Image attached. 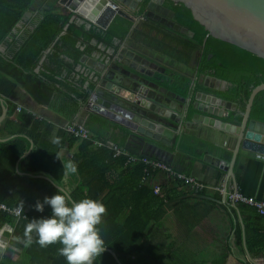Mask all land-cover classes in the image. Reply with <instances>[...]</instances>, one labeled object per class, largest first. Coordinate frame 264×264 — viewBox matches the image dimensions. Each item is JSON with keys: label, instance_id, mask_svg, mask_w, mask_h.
<instances>
[{"label": "trees", "instance_id": "16d2710c", "mask_svg": "<svg viewBox=\"0 0 264 264\" xmlns=\"http://www.w3.org/2000/svg\"><path fill=\"white\" fill-rule=\"evenodd\" d=\"M167 1L174 12V21L192 33L190 39L175 33L176 46L181 48L173 49L176 59L187 61L192 53L201 51L198 71L226 84L220 90L200 86L196 90L235 103L236 110L230 112L226 120L239 123L252 89L264 83V58L233 44L206 37V31L193 19L190 9L182 3ZM26 13L29 14L25 16ZM73 15L59 5L58 0H0V46L4 47V54L0 53V99L6 106L5 116L0 121V203L28 210L27 219L18 220L12 232V240L24 244L26 224L32 219L51 215L49 205L44 206L43 212H38L35 204L43 203L45 197L63 194L56 186L60 185L64 170L58 159V148L38 138L39 128L46 123L36 120L23 109L15 111L16 105L6 98L3 86L7 87L10 82L4 78L12 79L13 85L21 86L39 105L71 121L86 104L95 85L83 72H77V78L72 76L75 66L93 53H104L106 49L116 51L118 42L128 34L132 25L125 18L115 16L103 30L94 25L86 27L85 22L68 23ZM24 17L25 23L18 33H14ZM65 25L67 28L61 34ZM48 48L40 70L35 73L34 69ZM176 83L186 96L191 80L180 77ZM1 111L0 101V115ZM249 118L264 122V91L254 97ZM84 126L93 139L112 142L134 155L124 145L123 140L128 137L126 130L92 113H88ZM108 130L120 133L122 141L108 137ZM62 135L69 145L79 143L72 157L79 177L77 186L70 193L72 199H95L107 208V215L99 226L106 248L94 264H118L109 251L116 255L120 264H160L164 256L167 257L170 245L165 241L150 243L148 240L162 227L157 218L159 209L164 211L167 193L162 190L160 195L153 194L150 180H142V164L126 165L125 156L113 157L112 150L105 146L78 141L64 131ZM30 142L33 146L26 154ZM39 174L51 181L34 177ZM10 222L11 217L0 212V227ZM163 236L167 239L169 235ZM35 239L33 234V243L25 248L30 264H66L58 252L60 244L42 248ZM140 252L144 254L138 256ZM146 255L150 257L145 259Z\"/></svg>", "mask_w": 264, "mask_h": 264}, {"label": "crops", "instance_id": "0c3cea01", "mask_svg": "<svg viewBox=\"0 0 264 264\" xmlns=\"http://www.w3.org/2000/svg\"><path fill=\"white\" fill-rule=\"evenodd\" d=\"M125 10L128 9L125 8ZM129 13L132 14L130 11ZM138 16L139 13L134 14L135 21ZM25 19L26 17L18 23L14 33L20 31ZM131 24L128 34L118 42V49L123 44L145 45L149 54L155 59L154 63L158 70L162 69L155 72L160 86L182 97L184 95L176 83L179 82L180 77L193 82L194 93L202 92L196 90L198 86L212 90L224 88L226 83L220 80L210 81L207 73L198 71L200 50L192 53L187 61L178 60L177 56H172L173 49L176 48L175 33L177 32L148 20ZM180 35L190 39L186 35ZM49 50L50 48L43 52L34 69L35 73L40 70ZM0 51L4 54L3 46H0ZM113 55L114 49H106L104 53L101 51L93 53L88 58L84 57L75 66L71 75L77 78V72H83L91 78L93 68L100 62L110 60ZM4 79L10 82L7 87L3 86L7 93L6 98L14 105L20 106L26 113L32 114L36 120L46 123L38 130L39 140L58 148V156L62 165L63 162L72 161L79 143L69 145L60 129V126L69 122V119L39 105L21 86L13 85L12 79ZM209 85L213 87L209 88ZM194 93L190 97L191 101L194 100ZM199 101L201 102L199 110L192 111V114L214 118L232 125L240 124L241 121L236 123L226 120L233 110L225 106V101L214 102L215 104H208L209 100L204 99ZM1 102L5 106L3 100ZM84 105L75 114L73 120L80 118L79 115ZM218 111H222L221 116L214 114ZM87 118L88 114L85 117V123ZM118 127L128 132V137L123 140L124 145L134 155L163 160L175 170L194 177L206 186L222 188L226 193L239 192L264 201V160L256 158L251 151L247 150L234 155L235 136L233 134L205 126L197 121L194 129L183 127L172 138L171 144L165 145L121 126ZM106 134L117 141L123 139L118 132L108 130ZM57 139L59 142H55ZM32 146L33 143L30 142L26 154ZM206 154L224 162L223 168L205 161L203 156ZM34 177L50 180L43 174ZM78 182L77 172L68 175L64 173L60 185L56 187L58 189L61 187L65 192L71 193ZM178 183L159 173L150 179V184L160 185L161 189L167 193L168 199L165 201L164 211L159 209L160 214L157 218L162 227L157 229L154 237L148 240L150 243L165 241L170 245L166 253L167 257L164 256L160 264H264V217L257 215L250 207L227 202L224 194L219 192L206 191L195 194L189 187L181 182V184ZM15 224L16 222L11 219L10 224L0 227V264H30L27 251H25L26 244L12 240ZM165 234L169 235L167 239L163 236ZM143 254L144 252H140L137 255ZM158 254L163 253L158 252ZM159 255L156 258H159ZM144 257L148 259L150 256Z\"/></svg>", "mask_w": 264, "mask_h": 264}, {"label": "water", "instance_id": "95a60500", "mask_svg": "<svg viewBox=\"0 0 264 264\" xmlns=\"http://www.w3.org/2000/svg\"><path fill=\"white\" fill-rule=\"evenodd\" d=\"M169 1L173 4L182 3L190 9L193 19L206 31V37L233 44L264 58V0ZM58 3L74 14L68 23L85 22L86 27L94 25L104 30L115 16H121L134 23V14H138L143 8V14L149 22L161 24L174 32L192 37L187 28L174 21V12L167 0H58ZM110 4L116 5V9H112ZM66 28L67 25L61 34ZM147 51L145 45L123 44L114 51L110 60L100 62L93 68L91 79L95 85L80 112V118L76 120L78 124L85 125L86 115L92 113L135 134L170 145L172 138L183 127L194 129L199 121L205 126L233 134L234 155L247 150L254 156H264V122L249 118L254 97L264 91V83L252 89L239 125L199 116L192 114V111L199 110V100H209L208 104H213L221 102V99L207 92L194 93L193 82L188 94L183 97L160 86L155 72L162 69L158 70L155 59ZM215 80L219 79L210 77V81ZM212 87L213 85H209V88ZM193 93L194 100L191 101ZM225 102L227 108L236 110L235 104ZM5 113L6 107L2 105L0 121ZM214 114L221 116L222 111ZM203 159L219 168L224 166V162L210 155H204ZM59 189L63 190L61 187ZM109 252L120 264L116 255Z\"/></svg>", "mask_w": 264, "mask_h": 264}, {"label": "clouds", "instance_id": "9594fccd", "mask_svg": "<svg viewBox=\"0 0 264 264\" xmlns=\"http://www.w3.org/2000/svg\"><path fill=\"white\" fill-rule=\"evenodd\" d=\"M55 142H59L58 139ZM63 170L68 175L75 174L78 169L69 160L63 162ZM45 205L50 206L51 215L32 219L26 224V245L33 243L35 234V242L42 248L60 244L58 252L65 258L66 264H94L106 248L99 227L107 215L105 204L91 198L77 201L70 193L63 192L45 197L43 203L37 202L35 210L43 212Z\"/></svg>", "mask_w": 264, "mask_h": 264}, {"label": "built area", "instance_id": "2783aa9c", "mask_svg": "<svg viewBox=\"0 0 264 264\" xmlns=\"http://www.w3.org/2000/svg\"><path fill=\"white\" fill-rule=\"evenodd\" d=\"M110 7L112 9H116V5L114 4H110ZM145 21L146 17L144 14H140L138 17H136V21H134V23ZM20 109V106L15 107L16 112H19ZM60 129L78 141H89L94 146H105L109 148L113 152V157H118L120 155L125 156L126 165L142 164L144 167L142 180H150L154 173L164 174L166 178L181 182L184 186L189 187L195 194L205 193L206 191H216L224 194L227 202L250 207L256 212L257 215L264 217V201L260 199L246 196L239 192L226 193L222 188H212L206 186L205 184L197 181L194 177L175 170L172 166L164 161L151 159L144 156L131 155L124 148H121L112 142H103L93 139L89 130L84 125L78 124L76 120L67 122L66 124L60 126ZM256 158L264 160V156L262 155L257 154ZM151 186L154 195L161 194L162 189L160 185L151 184ZM0 212L9 215L14 222H17L20 219H27L28 210L22 206L8 207L4 203H0Z\"/></svg>", "mask_w": 264, "mask_h": 264}, {"label": "rangeland", "instance_id": "374dc122", "mask_svg": "<svg viewBox=\"0 0 264 264\" xmlns=\"http://www.w3.org/2000/svg\"><path fill=\"white\" fill-rule=\"evenodd\" d=\"M177 47V46H176ZM177 49H181L180 47H177ZM177 54L175 53V51L172 52V56L175 57Z\"/></svg>", "mask_w": 264, "mask_h": 264}, {"label": "flooded vegetation", "instance_id": "af4514ba", "mask_svg": "<svg viewBox=\"0 0 264 264\" xmlns=\"http://www.w3.org/2000/svg\"><path fill=\"white\" fill-rule=\"evenodd\" d=\"M208 57H210V55Z\"/></svg>", "mask_w": 264, "mask_h": 264}]
</instances>
